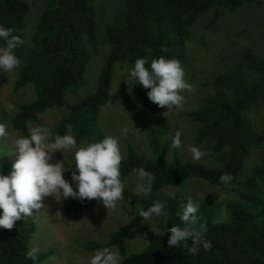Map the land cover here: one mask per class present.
Returning <instances> with one entry per match:
<instances>
[{
  "label": "trees",
  "instance_id": "trees-1",
  "mask_svg": "<svg viewBox=\"0 0 264 264\" xmlns=\"http://www.w3.org/2000/svg\"><path fill=\"white\" fill-rule=\"evenodd\" d=\"M250 0H123L122 8L103 24L98 35L96 10L93 0H44L30 44H24L26 17L30 5L25 0H0V25L13 29L23 43L14 49L22 60L13 91L32 85L35 97L21 104L10 119L11 126L22 136L29 135L27 122H36L48 109L65 108V115L53 130V135L72 133L77 141L99 142L105 136L98 130L101 109L110 99L114 67L119 63L134 67L138 58L182 59L198 17L209 10L223 8L232 13ZM0 46L4 41L0 39ZM107 46L108 54L97 77L92 93L75 102H66V93L76 94L84 85L85 70L92 54ZM162 49H166L163 51ZM0 77L5 73L0 70ZM210 85L212 94L200 101V106L186 113L197 126L194 142L209 143L211 153L219 168L200 163L184 162L173 149L170 159L162 153L160 135L167 133L162 107L149 101L146 93L133 106L129 114L146 109L154 125L148 131L147 142L152 157L138 154L130 144L121 162L120 179L125 180L144 167L155 177L152 190L143 196L130 195L129 203L139 206L126 223L111 234L107 245L116 248L120 264H264V161L254 166L251 174L241 183L238 199L226 202L225 217L220 218L219 202L211 196L199 201L196 213L198 226L206 225L205 239L211 242L210 250L201 246L196 255L183 247H169L168 228L184 226L180 220L188 198L179 192L167 190L180 187L189 178L207 182L222 190L235 184L243 170L244 162L254 147L264 141V130L256 132L247 121L250 110L264 106V56L244 49L238 62L229 70L214 76ZM134 86H140L135 82ZM67 168L75 169L74 161ZM223 173L233 179L228 184L219 181ZM0 166V175H8ZM153 201L162 202L165 217L151 219L162 233L145 230L146 247L139 253L127 254L126 238L143 221L140 210H147ZM98 200L67 201L63 210L68 214H84L101 204ZM2 213V210H0ZM34 227L31 222L18 220L11 230L0 228V264H39L50 252L38 254L35 261L27 257L28 242ZM191 247V240L188 242ZM96 248V247H95ZM91 249V248H89Z\"/></svg>",
  "mask_w": 264,
  "mask_h": 264
},
{
  "label": "rangeland",
  "instance_id": "rangeland-1",
  "mask_svg": "<svg viewBox=\"0 0 264 264\" xmlns=\"http://www.w3.org/2000/svg\"><path fill=\"white\" fill-rule=\"evenodd\" d=\"M25 1L30 5V11L26 17L24 44L29 45L30 37L45 3L44 0ZM93 5L96 10L98 35L101 37L103 24L110 22L111 18L122 8L123 0H93ZM190 31L183 58L178 60L185 70V79L192 85L194 91L185 90L180 93L184 97L182 111L175 108L171 110L167 107L162 108L167 129L166 134L160 135L162 153L166 159H170L173 151L172 137L176 130H180L182 147L177 148L176 151L182 161L219 168L220 164L211 153V145L209 143L195 144L197 126L187 118L186 113L198 108L200 101L212 94L211 79L231 69L238 62L239 55L244 49H251L255 54L264 56V0H250L232 13L223 8L209 10L198 17ZM108 51L109 48L103 46L99 47L96 54L91 55L84 74V85L76 94L66 93V102H75L95 90L97 77ZM20 61L22 63L21 59ZM18 69L4 72L5 77H0V123L7 126V135L0 138V166L5 167L9 173L15 160V156L10 155L14 151V140L22 136L11 126L10 119L16 115L21 104L28 103L35 97L32 85H27L17 92L13 91ZM127 69L130 68L124 63H119L114 67L110 99L99 113L98 130L104 136H111L119 141L123 157L126 155L128 144L138 154L152 157L147 134L154 125L153 118L148 115L146 109L135 114H129L127 111L149 90L143 88L142 85L135 87V81L127 84ZM8 104L14 106L13 110L7 109ZM64 115L65 108L48 109L38 116L36 122H27L28 132L35 126L47 127L53 132ZM246 117L254 131L264 130V106L250 110ZM131 123L140 132H129L126 136L122 135V127L130 126ZM84 143H89V141L85 140L77 145ZM189 145L199 146L208 154L201 160L194 161L191 153L187 151ZM56 161H64L63 177L72 184L75 191V183L71 179V173L75 169L67 168V165L74 161L72 151L52 153L50 163ZM262 161H264V141L260 146L251 150L237 182L226 189L222 190L202 180L189 178L180 187L169 189L167 192L169 194L179 192L187 198L191 197L196 203H199L204 196H211L220 203L218 211H220L219 217L222 218L226 215L225 203L238 199L241 183L251 174L254 166ZM138 183L145 182L139 181L136 173H132L125 180L124 199L117 202L115 211L107 210L101 203L84 214L66 215L63 206L72 199L71 197L67 199L63 196L60 198L58 195L44 197L42 203L45 208L40 209L39 212L33 210L32 216L22 218L24 221L31 222L34 227V232L28 242V251L36 248L38 249L37 255L50 252L48 257L39 264H89L95 251L104 247L114 248L107 245L111 234L138 211L139 206L129 203L130 195H145V193L137 192ZM260 188L264 191V180L260 183ZM146 229L163 232L157 228L152 219L143 221L126 238L127 254L139 253L145 249Z\"/></svg>",
  "mask_w": 264,
  "mask_h": 264
},
{
  "label": "clouds",
  "instance_id": "clouds-1",
  "mask_svg": "<svg viewBox=\"0 0 264 264\" xmlns=\"http://www.w3.org/2000/svg\"><path fill=\"white\" fill-rule=\"evenodd\" d=\"M13 29L0 25V39L4 46H0V70L10 72L20 67V59L15 55L14 49L23 43L19 36L12 35ZM166 51V49H162ZM146 58H138L134 67L127 69L126 83L135 81L148 89L146 95L152 103L159 107L175 108L183 110V91H194L192 85L185 79V70L178 59H166L164 56L152 59L149 66ZM12 104L7 105L9 111L13 110ZM132 122V121H131ZM7 126L0 123V138L7 135ZM67 133L53 135L47 127L35 126L29 129L27 137L20 136L14 140V151L10 155L15 156L8 175H0V228L11 230L16 221L33 215V210L39 212L45 208L42 203L44 197L58 195L60 198L79 199L80 201L98 200L108 210L117 208V202L124 199V184L120 179L121 154L119 141L111 136H105L99 142H89L77 145L72 133V125H67ZM129 132L139 133L133 126H124L122 135ZM182 132L176 130L171 140V148L182 147ZM72 151L75 171L71 173V179L75 183L73 190L64 177V161L52 160V153ZM187 151L191 153L194 161L201 160L207 155L206 150L199 146L189 145ZM139 181L136 190L138 193H150L155 177L144 167L134 169ZM233 177L223 173L219 181L223 184L231 182ZM165 205L159 201H153L147 210H140L139 216L149 220L153 216H164ZM199 204L191 197L183 206L180 220L184 226L174 225L168 228L170 233L167 244L169 247H183L192 255H196L202 246L204 250H210L212 244L205 239L206 225L198 226L197 211ZM191 240V247L188 241ZM38 249L32 248L27 252V257L35 261ZM121 256L118 250L104 247L94 252L89 264H120Z\"/></svg>",
  "mask_w": 264,
  "mask_h": 264
}]
</instances>
